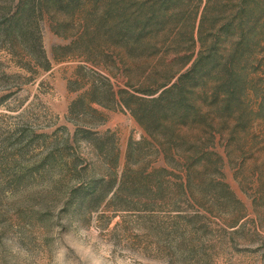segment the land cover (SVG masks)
<instances>
[{
  "label": "rangeland",
  "instance_id": "rangeland-1",
  "mask_svg": "<svg viewBox=\"0 0 264 264\" xmlns=\"http://www.w3.org/2000/svg\"><path fill=\"white\" fill-rule=\"evenodd\" d=\"M161 1L44 8L34 47L0 32V264H264V0L235 104L225 111L194 95L203 120L167 136L138 122L122 97L172 84L191 66L207 0ZM235 3L213 0L216 28ZM138 17L144 26L131 25ZM25 127L38 136L20 153ZM127 164L128 187L137 170L161 169L154 210L145 201L88 211L67 203L77 173L118 185Z\"/></svg>",
  "mask_w": 264,
  "mask_h": 264
},
{
  "label": "trees",
  "instance_id": "trees-1",
  "mask_svg": "<svg viewBox=\"0 0 264 264\" xmlns=\"http://www.w3.org/2000/svg\"><path fill=\"white\" fill-rule=\"evenodd\" d=\"M71 1L17 0L15 5L4 4L0 6V32L9 44L15 39H27L34 47L40 39L35 33L38 29L37 13L42 12L44 8L67 9ZM177 1L162 0V7H169ZM212 2L213 0H207L200 17L198 38L202 48L191 66L180 73L172 84L167 81L155 89H139L141 96L129 94L122 97L123 104L136 120L150 130H159L167 136L175 132L178 125L203 120L201 111L192 104L194 95L205 103L220 104L225 111H229L246 82L242 72L252 65L251 59L255 51L253 42L260 36V30L251 26L252 21L258 23L260 20V0H237V3L233 4L231 15H224L219 28H216V17L208 16L213 7ZM226 6L227 2L223 1L218 7L225 11ZM156 18L157 14L153 12L151 19ZM195 18L196 14L193 16V19ZM143 22L138 17L131 25L144 26ZM143 29L130 31L135 41L142 38ZM231 39L234 41L228 51L224 43ZM37 136L27 127L22 128L15 140L19 152L22 153ZM7 140L11 138L8 137ZM130 151L131 143L127 150L128 160L131 157ZM132 171L131 166L127 164L118 185L114 184V180H105L103 177L86 179L81 173H77L79 181L69 189L67 203H74L76 209L83 211L96 209L104 202L109 206L114 202L145 201L146 207L156 206V195L161 193L163 187L161 169H154L147 174L143 169L137 170L135 174L138 184L128 187L127 181ZM123 190H129L128 194L125 195ZM154 208L156 207L152 210ZM172 210L176 212V217H181L182 210L179 207Z\"/></svg>",
  "mask_w": 264,
  "mask_h": 264
}]
</instances>
